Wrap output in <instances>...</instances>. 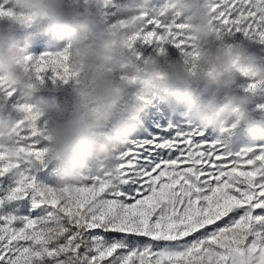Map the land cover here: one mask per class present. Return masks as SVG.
Returning <instances> with one entry per match:
<instances>
[{
    "label": "snow or ice",
    "instance_id": "obj_1",
    "mask_svg": "<svg viewBox=\"0 0 264 264\" xmlns=\"http://www.w3.org/2000/svg\"><path fill=\"white\" fill-rule=\"evenodd\" d=\"M100 2L116 15L118 0ZM210 4L222 39L241 33L264 43V0ZM138 45L162 55L172 45L196 57L181 17L146 15L130 45L137 58ZM68 60L66 52L40 53L36 78L67 84L76 75ZM12 94L0 87V97ZM44 139L37 126L25 133L15 161L0 152V177H14L0 209L33 196L26 214L0 211V264H264V143L244 150L183 122H146L113 155L114 176L86 174L41 190Z\"/></svg>",
    "mask_w": 264,
    "mask_h": 264
},
{
    "label": "clouds",
    "instance_id": "obj_2",
    "mask_svg": "<svg viewBox=\"0 0 264 264\" xmlns=\"http://www.w3.org/2000/svg\"><path fill=\"white\" fill-rule=\"evenodd\" d=\"M118 4L111 17L100 0H4L0 87L18 93L15 116L0 102V152L6 160L15 161L27 130L40 126L45 132L44 159L54 164L51 186L79 183L86 174L114 176L113 155L139 128L146 101L159 93L186 106L182 122L192 130L211 128L229 143L224 134L231 135L230 130L242 125L250 139L239 148L264 143V104L254 105L257 91L264 92V57L258 58L242 41L220 37L210 0H118ZM146 15L183 18L196 57L179 53L162 59L157 51L135 57L130 45ZM34 25L63 41V46L50 44L43 52H66L76 74L67 84L51 83L53 95L47 100L36 95L43 85L34 70L38 55L9 27L26 30ZM237 75L244 78L242 86ZM249 83L257 87L249 88ZM65 85L69 94L58 99L56 93ZM49 186L40 182L41 190Z\"/></svg>",
    "mask_w": 264,
    "mask_h": 264
},
{
    "label": "rangeland",
    "instance_id": "obj_3",
    "mask_svg": "<svg viewBox=\"0 0 264 264\" xmlns=\"http://www.w3.org/2000/svg\"><path fill=\"white\" fill-rule=\"evenodd\" d=\"M4 0H0L2 4ZM115 17V15H110ZM14 32L16 38L21 44L27 45L29 50L34 54L39 55L43 52L47 45L57 44L58 46H63V41H57L56 38L52 35L51 32H45L42 26L34 25L31 28L26 30L16 29L14 26H9ZM223 39L226 41H242L246 43L249 49L256 54L258 58L264 57V43L256 42L246 39L241 33H235L233 35L225 36ZM138 50L141 52V56L148 54H155V51L150 45H138ZM166 52L161 57L162 59H169L179 55L178 50H176L172 45H166ZM238 85H243L245 83L244 78L237 75ZM59 86V85H58ZM51 87V82L45 81L41 86L40 90L37 92V96H42L44 99H50L53 95L49 91ZM239 90V89H238ZM69 94V87L65 85L60 91L56 93L57 98L59 99L61 95ZM18 93H13L9 97H0V102L5 104V107L8 111L12 113L13 116L16 115L14 111V106L18 103L17 100ZM128 102H131L130 98H126ZM146 104L145 111L141 117V125H144L146 122H151L154 125L159 123L161 125L172 122H182V113L187 111L186 106L183 103L176 101L174 97L165 93H159L156 96L150 97ZM255 104H264V92L257 91L254 97ZM253 105V106H254ZM257 110V114H258ZM137 131V130H136ZM136 131L133 133L135 134ZM206 134L215 138L220 135L216 130L211 128L205 130ZM231 135L225 133L224 135L228 137L229 144L232 147L238 148L239 146L247 143L250 139L249 134L244 130L243 126H238L236 129L230 130ZM44 141H41V146ZM54 164L48 163L45 161L43 166H38V171H36V179L38 182L51 184L54 177L52 175V168ZM14 177L11 173L6 174L4 177H0V196H2L7 188L13 185ZM32 193L31 191L28 194L18 200L12 201L9 204H6L3 209L0 211H14L17 214H26V210L31 208L32 203ZM38 199V197H36Z\"/></svg>",
    "mask_w": 264,
    "mask_h": 264
}]
</instances>
